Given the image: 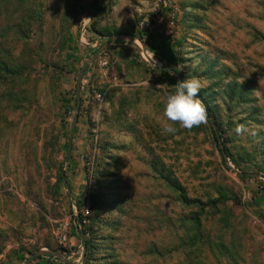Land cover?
<instances>
[{
	"label": "rangeland",
	"instance_id": "obj_1",
	"mask_svg": "<svg viewBox=\"0 0 264 264\" xmlns=\"http://www.w3.org/2000/svg\"><path fill=\"white\" fill-rule=\"evenodd\" d=\"M116 34L137 39L83 69L66 155L77 74ZM190 77L208 123L162 134L160 99ZM37 249L75 264H264V0H0V264ZM49 255L28 264H67Z\"/></svg>",
	"mask_w": 264,
	"mask_h": 264
},
{
	"label": "clouds",
	"instance_id": "obj_2",
	"mask_svg": "<svg viewBox=\"0 0 264 264\" xmlns=\"http://www.w3.org/2000/svg\"><path fill=\"white\" fill-rule=\"evenodd\" d=\"M204 83L197 77L180 80L174 91H166L161 97L162 109L158 123L162 134H175L180 129L191 130L208 123L207 109L199 98ZM234 131L241 135L247 128L237 125Z\"/></svg>",
	"mask_w": 264,
	"mask_h": 264
},
{
	"label": "water",
	"instance_id": "obj_3",
	"mask_svg": "<svg viewBox=\"0 0 264 264\" xmlns=\"http://www.w3.org/2000/svg\"><path fill=\"white\" fill-rule=\"evenodd\" d=\"M123 38L133 39V38H136V36L129 35V34H116V35L110 36L108 38V40L106 42H104L103 44H101V46H99V48L95 51V53L90 58H88V60H86L82 64V66H81V68H80V70H79V72L77 74V77H76V86H75V96H76V99H75V108H74V111H73V115H72V119H71V124H70V133L68 135L66 155H67V153L69 151L70 141H71V134L73 132L74 125H75V122H76V117H77V110H78V106H79V79H80L81 73H82L83 69L87 66V64L103 49V47H105L109 42H111L113 40H119V39H123ZM138 41L141 44V49L142 50H145L144 43L142 41H140V40H138ZM217 142H218V147L220 149L221 155H222L223 159L225 160L227 157H226V154L223 151L222 145H221L218 137H217ZM60 175L63 176L62 170L60 171ZM254 175L257 176V174H254ZM62 181L65 183V180H64L63 177H62ZM66 196H67V198L69 200V193H68V191L66 193ZM44 253H48V254H51L54 257L61 258L67 264H75V263H71V262L67 261L66 259H64L63 257H61L60 252H58L56 250H52V249H47V250L37 249V250L33 251L32 253H30L28 255V257L25 259V261H24L23 264H28V262L33 257L42 255Z\"/></svg>",
	"mask_w": 264,
	"mask_h": 264
},
{
	"label": "trees",
	"instance_id": "obj_4",
	"mask_svg": "<svg viewBox=\"0 0 264 264\" xmlns=\"http://www.w3.org/2000/svg\"><path fill=\"white\" fill-rule=\"evenodd\" d=\"M138 37H140V36H138ZM145 42H146V41H145ZM199 97L202 99L201 96H199ZM203 102H204V104H205V106H206V109H207V116H208V115H211L210 108H209L208 104H207L205 101H203ZM212 122H213V124L215 125V130L212 129V127H211V135H212V139L214 140V142H216L217 137H218V138L220 137V133H219V131H218V129H219V124H218V122H216L215 119H213ZM216 149H217V151H218V153H219V155H220L221 160L223 161L224 159H223V157H222V155H221V152H220L219 147H216ZM223 151H224V153L226 154V156H227V158H228V153L226 152L225 148H223ZM229 160H230V157H229ZM58 179H59V178H58ZM183 199H184V198H183ZM225 200H226V199H225L223 196H220V197H217V198L208 199V200H206L205 203L199 202L198 200H194V199L191 200V202H192L193 204L198 205V206L201 207V208H203V207L216 208L218 204H223V203L225 202ZM75 220H76L78 223H81V219H80V217H79V218L76 217ZM82 243H83L84 246H86V245L88 244V241H87L86 239H83ZM49 256H52V255H49Z\"/></svg>",
	"mask_w": 264,
	"mask_h": 264
},
{
	"label": "bare ground",
	"instance_id": "obj_5",
	"mask_svg": "<svg viewBox=\"0 0 264 264\" xmlns=\"http://www.w3.org/2000/svg\"><path fill=\"white\" fill-rule=\"evenodd\" d=\"M148 60L152 61L150 58Z\"/></svg>",
	"mask_w": 264,
	"mask_h": 264
}]
</instances>
